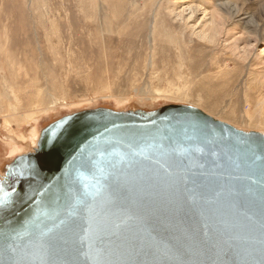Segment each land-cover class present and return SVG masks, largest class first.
Here are the masks:
<instances>
[{
    "label": "water",
    "instance_id": "1",
    "mask_svg": "<svg viewBox=\"0 0 264 264\" xmlns=\"http://www.w3.org/2000/svg\"><path fill=\"white\" fill-rule=\"evenodd\" d=\"M0 177V264H264V134L196 106L65 115Z\"/></svg>",
    "mask_w": 264,
    "mask_h": 264
},
{
    "label": "rangeland",
    "instance_id": "2",
    "mask_svg": "<svg viewBox=\"0 0 264 264\" xmlns=\"http://www.w3.org/2000/svg\"><path fill=\"white\" fill-rule=\"evenodd\" d=\"M172 103L264 134V0H0V176L65 115Z\"/></svg>",
    "mask_w": 264,
    "mask_h": 264
},
{
    "label": "bare ground",
    "instance_id": "3",
    "mask_svg": "<svg viewBox=\"0 0 264 264\" xmlns=\"http://www.w3.org/2000/svg\"><path fill=\"white\" fill-rule=\"evenodd\" d=\"M53 106V105H52ZM40 136V135H39ZM39 138V137H38ZM37 141H38V139H37ZM36 144H37V142H36ZM36 146V145H35Z\"/></svg>",
    "mask_w": 264,
    "mask_h": 264
}]
</instances>
